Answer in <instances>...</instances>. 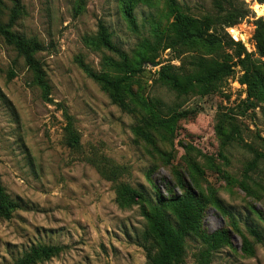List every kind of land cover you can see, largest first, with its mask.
Returning <instances> with one entry per match:
<instances>
[{"label":"rangeland","instance_id":"374dc122","mask_svg":"<svg viewBox=\"0 0 264 264\" xmlns=\"http://www.w3.org/2000/svg\"><path fill=\"white\" fill-rule=\"evenodd\" d=\"M17 1L13 31L47 48L35 58L49 91L0 38V183L22 206L0 220V264H19L40 247L62 251L35 264H147L145 247L156 253L158 244L142 206L120 198L121 185L164 201L186 193L198 200L200 230L185 239L182 264H264V243L249 231L264 240V97L248 100L240 69L206 97L179 96L162 76L163 68H187L196 56L228 61L234 49L166 51L162 44L155 64H143L131 79L129 109L122 111L90 73L112 74L108 58L141 62L154 31L166 33L177 23L166 0ZM177 2L179 14L208 20L220 39L229 36L259 59L255 24L264 20V4ZM14 8V0H0V23L10 21ZM102 28L122 56L97 45ZM183 114L167 124L172 131L148 125ZM67 117L80 149L65 144ZM219 232L229 241L211 246L206 239Z\"/></svg>","mask_w":264,"mask_h":264},{"label":"trees","instance_id":"16d2710c","mask_svg":"<svg viewBox=\"0 0 264 264\" xmlns=\"http://www.w3.org/2000/svg\"><path fill=\"white\" fill-rule=\"evenodd\" d=\"M264 4V0H257ZM15 8L11 19L7 24L0 23V38L22 58L33 73L37 85L48 93L49 85L46 80L44 66L35 56L47 51V48L36 41H28L13 31L19 18L20 4L14 0ZM172 14L177 15V23L166 33L154 31L151 39L145 41V54L141 62L130 64L126 60L117 62L108 58L105 64L112 70V74L90 76L109 91L114 105L122 111H128L129 104L126 96L128 86L133 77L142 70L145 63L155 64L157 48L165 44L164 50H176L177 48H194L204 45L207 49L224 48L225 45L234 49V54L228 61L218 62L206 57L196 56L187 63V68L182 64L181 68L165 67L162 76H166L170 89L179 96L206 97L221 92L227 83L235 78L236 70L240 69L238 83L248 89V100H259L264 97V82L261 77V58H264V20L256 22V33L254 40L258 49L259 59L255 55L248 54L242 44L227 38L224 42L217 36L216 28L208 20H195L179 14L177 0H166ZM240 18L244 19L242 15ZM226 28H233L236 24L226 22ZM213 32V33H211ZM97 45L110 52L122 56L120 50L112 43L105 29L99 33ZM153 55V56H150ZM185 115L174 116L170 121L152 119L149 127L155 128L159 125L172 131L173 126L167 125L175 122ZM67 128L65 132V144L71 149L81 148V138L74 129L73 120L66 118ZM119 196L127 199L130 204L141 205L143 216L149 224L150 235L158 244V251L152 252L145 247L147 264H182L185 254V239L192 234H198L200 230L203 208L190 193L170 200H162L160 195L155 198L149 197L145 192L132 189L127 185H121L118 189ZM19 202L14 201L4 190L0 183V220L9 221L12 215L21 210ZM258 243H264L262 235L254 229L249 230ZM211 246L217 247L219 243L228 242L226 233L219 232L206 239ZM62 249L58 247H40L33 249L25 255L19 264H35L43 259L49 258Z\"/></svg>","mask_w":264,"mask_h":264},{"label":"built area","instance_id":"2783aa9c","mask_svg":"<svg viewBox=\"0 0 264 264\" xmlns=\"http://www.w3.org/2000/svg\"><path fill=\"white\" fill-rule=\"evenodd\" d=\"M250 2L253 4H256V6L258 7L257 3H256V0H250ZM263 11H264V8H261ZM250 42V41H249Z\"/></svg>","mask_w":264,"mask_h":264},{"label":"bare ground","instance_id":"6f19581e","mask_svg":"<svg viewBox=\"0 0 264 264\" xmlns=\"http://www.w3.org/2000/svg\"><path fill=\"white\" fill-rule=\"evenodd\" d=\"M244 36L248 38V36L246 34H244Z\"/></svg>","mask_w":264,"mask_h":264}]
</instances>
